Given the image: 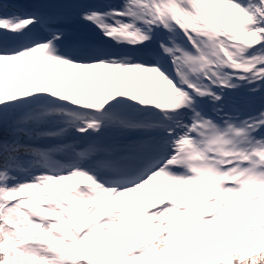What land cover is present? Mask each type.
I'll return each mask as SVG.
<instances>
[{
	"label": "snow or ice",
	"instance_id": "1",
	"mask_svg": "<svg viewBox=\"0 0 264 264\" xmlns=\"http://www.w3.org/2000/svg\"><path fill=\"white\" fill-rule=\"evenodd\" d=\"M53 7L0 0V264H264V0Z\"/></svg>",
	"mask_w": 264,
	"mask_h": 264
},
{
	"label": "bare ground",
	"instance_id": "2",
	"mask_svg": "<svg viewBox=\"0 0 264 264\" xmlns=\"http://www.w3.org/2000/svg\"><path fill=\"white\" fill-rule=\"evenodd\" d=\"M31 2L35 3V4H44V5L55 6L52 9L54 11L74 13L75 8H73L72 5L74 3H76L77 0H68L67 2H64L63 0H31ZM115 2H118V0H115ZM66 70L67 71H73L71 69H66ZM154 87H157V86H154Z\"/></svg>",
	"mask_w": 264,
	"mask_h": 264
},
{
	"label": "rangeland",
	"instance_id": "3",
	"mask_svg": "<svg viewBox=\"0 0 264 264\" xmlns=\"http://www.w3.org/2000/svg\"><path fill=\"white\" fill-rule=\"evenodd\" d=\"M64 2H67L68 0H63Z\"/></svg>",
	"mask_w": 264,
	"mask_h": 264
}]
</instances>
